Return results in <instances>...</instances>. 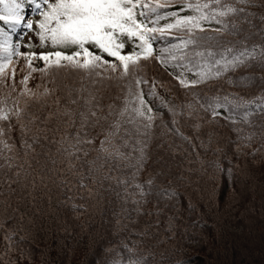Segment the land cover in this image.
I'll return each instance as SVG.
<instances>
[{"label":"snow or ice","instance_id":"1","mask_svg":"<svg viewBox=\"0 0 264 264\" xmlns=\"http://www.w3.org/2000/svg\"><path fill=\"white\" fill-rule=\"evenodd\" d=\"M32 31L42 51L14 42ZM224 139L264 156V0H0V264L113 197L126 235L108 264H186L171 242L196 239L200 204L252 178L221 162ZM240 201L230 188L224 210Z\"/></svg>","mask_w":264,"mask_h":264},{"label":"trees","instance_id":"2","mask_svg":"<svg viewBox=\"0 0 264 264\" xmlns=\"http://www.w3.org/2000/svg\"><path fill=\"white\" fill-rule=\"evenodd\" d=\"M13 39L14 42L20 41L19 33ZM130 48L129 45L125 51ZM38 63L41 66V62ZM151 69L155 70L154 74H151ZM148 74L159 75L164 81L170 82L176 95L182 96V90L176 82L164 74L158 65L150 66ZM158 91L161 95H167L163 89ZM164 116L167 119L166 111ZM224 136L231 137L232 133L224 129ZM222 145L220 159L224 166L227 167L231 161L245 168L252 178L232 185L224 178L219 194V209H206L203 204L199 206L204 223L198 229L196 239L185 243L178 235L171 243L182 250L177 256L186 264H264V156L238 158L230 141L224 139ZM225 156L228 159H224ZM230 188H235L241 194V201L234 211H225L224 199ZM246 206L248 211L245 212ZM148 207L151 208L152 205L149 204ZM117 209L118 204L113 197L111 206L103 217L80 215L79 218H74L71 212H64L59 223L53 222L47 232L38 231L21 243L20 246L28 251L31 259H20L17 252L15 256L18 264H108L109 256L105 254V248H118L123 235H126L114 230L113 213ZM242 212H245L243 216ZM194 218L195 216L191 219ZM148 219L150 218L147 216L142 217L141 223ZM94 232L99 234L93 240L91 237ZM122 251L123 249H118L116 254Z\"/></svg>","mask_w":264,"mask_h":264},{"label":"rangeland","instance_id":"3","mask_svg":"<svg viewBox=\"0 0 264 264\" xmlns=\"http://www.w3.org/2000/svg\"><path fill=\"white\" fill-rule=\"evenodd\" d=\"M29 18H32V19H39V17L38 16H35V17H29ZM20 36V35H19ZM29 39H31L33 42H34V50L35 51H37V52H39V51H42V49H40L39 47H38V43H39V41H38V37L36 36V34H35V31H32V32H28L24 37H23V40H20V42L21 43H27L28 41H29ZM46 47H50V46H46ZM22 51H24V49L22 48L21 49ZM37 63V66H39V63H38V61L36 62ZM155 70H152L151 69V74H154L155 72H154ZM31 84H35L36 83V80H33V81H31L30 82Z\"/></svg>","mask_w":264,"mask_h":264}]
</instances>
